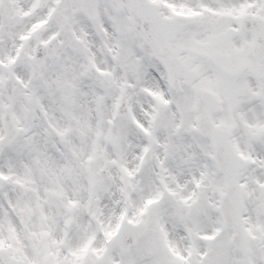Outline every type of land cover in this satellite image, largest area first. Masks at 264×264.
I'll use <instances>...</instances> for the list:
<instances>
[{
    "label": "snow or ice",
    "instance_id": "obj_1",
    "mask_svg": "<svg viewBox=\"0 0 264 264\" xmlns=\"http://www.w3.org/2000/svg\"><path fill=\"white\" fill-rule=\"evenodd\" d=\"M0 264H264V0H0Z\"/></svg>",
    "mask_w": 264,
    "mask_h": 264
}]
</instances>
